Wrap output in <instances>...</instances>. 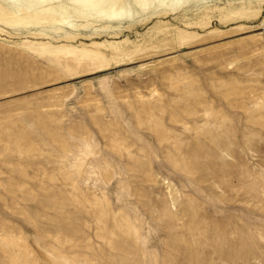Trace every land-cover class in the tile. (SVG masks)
Masks as SVG:
<instances>
[{"label":"rangeland","instance_id":"1","mask_svg":"<svg viewBox=\"0 0 264 264\" xmlns=\"http://www.w3.org/2000/svg\"><path fill=\"white\" fill-rule=\"evenodd\" d=\"M102 5L0 0V264H264V0Z\"/></svg>","mask_w":264,"mask_h":264},{"label":"bare ground","instance_id":"2","mask_svg":"<svg viewBox=\"0 0 264 264\" xmlns=\"http://www.w3.org/2000/svg\"><path fill=\"white\" fill-rule=\"evenodd\" d=\"M18 9L19 19L38 25H52L55 21L67 23L70 17L74 20L86 21L97 17L109 18L128 13V11L106 10V0H5ZM125 2V0H120ZM71 19V20H72Z\"/></svg>","mask_w":264,"mask_h":264}]
</instances>
